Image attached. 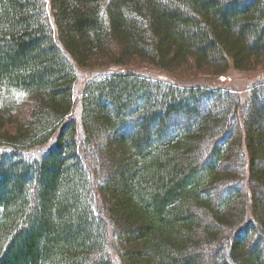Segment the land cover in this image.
Listing matches in <instances>:
<instances>
[{
  "label": "trees",
  "instance_id": "16d2710c",
  "mask_svg": "<svg viewBox=\"0 0 264 264\" xmlns=\"http://www.w3.org/2000/svg\"><path fill=\"white\" fill-rule=\"evenodd\" d=\"M261 62V0H0V264H264V83L129 70Z\"/></svg>",
  "mask_w": 264,
  "mask_h": 264
},
{
  "label": "rangeland",
  "instance_id": "374dc122",
  "mask_svg": "<svg viewBox=\"0 0 264 264\" xmlns=\"http://www.w3.org/2000/svg\"><path fill=\"white\" fill-rule=\"evenodd\" d=\"M264 3V0H261ZM135 75L148 78L152 81H163L177 86H198L203 88H217L231 92L240 100H245L249 94V91L253 86H260L264 83V62L259 63L255 67L251 66L248 71L239 72L230 67L225 74L219 77H212L211 75L200 73L198 71H192L191 69H181L176 75L168 74L156 68H152L146 65H137L132 69H129ZM93 71L76 70V84L75 93L77 99H80L81 92L85 82L89 79H93L98 74H93ZM101 75V73H100ZM203 107V104H201ZM74 117V116H72ZM260 124L264 127V118L260 121ZM103 143V140H100ZM258 165L262 163L258 162Z\"/></svg>",
  "mask_w": 264,
  "mask_h": 264
}]
</instances>
